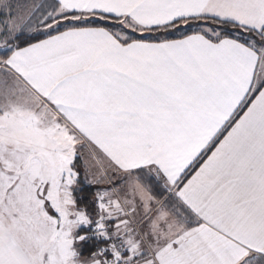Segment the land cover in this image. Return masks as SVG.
Returning <instances> with one entry per match:
<instances>
[{"label":"snow or ice","instance_id":"obj_1","mask_svg":"<svg viewBox=\"0 0 264 264\" xmlns=\"http://www.w3.org/2000/svg\"><path fill=\"white\" fill-rule=\"evenodd\" d=\"M0 264H264V0H0Z\"/></svg>","mask_w":264,"mask_h":264}]
</instances>
